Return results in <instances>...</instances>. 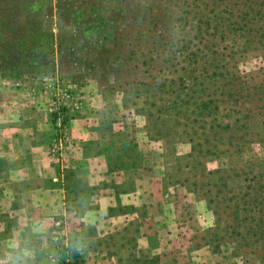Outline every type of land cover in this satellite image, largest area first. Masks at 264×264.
Segmentation results:
<instances>
[{
	"label": "rangeland",
	"instance_id": "1",
	"mask_svg": "<svg viewBox=\"0 0 264 264\" xmlns=\"http://www.w3.org/2000/svg\"><path fill=\"white\" fill-rule=\"evenodd\" d=\"M263 3L0 0V264H87L61 205L29 195L64 185L90 200L97 188L67 158L79 146L108 159L121 132L152 144L158 210L173 212L152 214L158 257L139 256L135 223L99 237L100 264H264ZM99 165L108 182L113 166Z\"/></svg>",
	"mask_w": 264,
	"mask_h": 264
},
{
	"label": "crops",
	"instance_id": "2",
	"mask_svg": "<svg viewBox=\"0 0 264 264\" xmlns=\"http://www.w3.org/2000/svg\"><path fill=\"white\" fill-rule=\"evenodd\" d=\"M121 133L123 140L120 139L116 143V149L114 152L112 151L108 159H104L105 155L101 154L99 150L89 154L83 152L89 148H76L79 146H75L72 150L76 155L68 154L70 157L67 160L70 164L67 166L75 167L93 188H97V191L92 193L90 200H83V196L80 194L69 197L64 185L51 188L58 190V193H48V189L42 188V190H46L43 195H29L33 202L41 200L45 207H55V213H58V207L61 205L60 210L62 214H66L67 218H63L58 223L64 229V233L69 234L66 238L67 243L72 234L74 242L78 244L77 247L82 249L80 251L93 255V257L87 255V264H100L102 261L103 251L100 244L102 240L97 242L99 237L107 233L117 235L119 232L132 228L135 223H139L140 228L136 240L139 256L152 258L157 255L158 257V254H161L167 245L164 240L166 236L162 235L159 229L163 223H159V220L152 216L158 210V205L164 200L167 192L159 170L161 163L158 162L157 167L156 163L150 162L147 158L148 151L152 149V144L139 143L137 147H133V144L128 147L123 144L124 141L134 137L126 134V132ZM137 140L140 141L141 139L138 138ZM158 148L162 149L163 152L160 155L165 158L164 148L161 146ZM105 161H109L114 168L110 175L107 174L111 177L107 179L108 182H102L105 174L101 175L99 172L101 168L99 164ZM63 164L65 165V162ZM127 165L133 170L132 178L129 181L124 169L120 168ZM50 171L52 170L46 169L44 172L47 175ZM54 178L58 180L61 178L64 184L63 180H67L68 177L66 173H61L55 175ZM161 208L165 212H167L166 210L170 213L173 212L172 208L165 206H161ZM162 210L158 211L162 212ZM148 218L149 222L147 221ZM154 232L155 234H152ZM168 234L170 235L169 232ZM117 245L121 244L117 242ZM110 259L116 261L113 257H109L108 262H111ZM127 264L132 263L128 261ZM133 264L137 263L134 262Z\"/></svg>",
	"mask_w": 264,
	"mask_h": 264
},
{
	"label": "trees",
	"instance_id": "3",
	"mask_svg": "<svg viewBox=\"0 0 264 264\" xmlns=\"http://www.w3.org/2000/svg\"><path fill=\"white\" fill-rule=\"evenodd\" d=\"M252 1H254V0H252ZM263 1H264V0H263ZM263 4H264V3H263ZM257 13H259V15H261V14H264V11L261 12V10H258ZM152 59H154V58L152 57ZM57 115H58V114H57ZM55 119H56V118H55ZM253 216L256 217V214H255L254 212L249 211V214H247V215L245 216V218H251V217H253ZM263 217H264V216H262L261 219L264 221ZM262 225H263V224H262ZM262 225H261L262 230H260V231L264 232V229H263L264 226H262ZM145 262H148V259H146Z\"/></svg>",
	"mask_w": 264,
	"mask_h": 264
},
{
	"label": "built area",
	"instance_id": "4",
	"mask_svg": "<svg viewBox=\"0 0 264 264\" xmlns=\"http://www.w3.org/2000/svg\"><path fill=\"white\" fill-rule=\"evenodd\" d=\"M61 140H63V141H65V142H66V141H69V138H68V137L65 135V136H63V137H62V139H61ZM58 237H59V236H58Z\"/></svg>",
	"mask_w": 264,
	"mask_h": 264
}]
</instances>
